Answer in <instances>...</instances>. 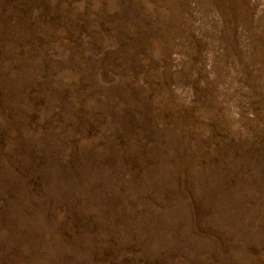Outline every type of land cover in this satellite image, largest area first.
<instances>
[{
  "label": "rangeland",
  "instance_id": "rangeland-1",
  "mask_svg": "<svg viewBox=\"0 0 264 264\" xmlns=\"http://www.w3.org/2000/svg\"><path fill=\"white\" fill-rule=\"evenodd\" d=\"M0 264H264V0H0Z\"/></svg>",
  "mask_w": 264,
  "mask_h": 264
}]
</instances>
